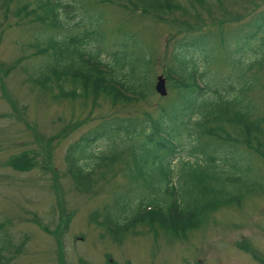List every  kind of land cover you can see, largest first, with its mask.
Segmentation results:
<instances>
[{
  "label": "rangeland",
  "instance_id": "rangeland-1",
  "mask_svg": "<svg viewBox=\"0 0 264 264\" xmlns=\"http://www.w3.org/2000/svg\"><path fill=\"white\" fill-rule=\"evenodd\" d=\"M35 1L4 0L2 4L0 0V240L4 243L0 264H264L255 257L264 260V160L258 155L251 151L243 155L252 181L247 189L237 190L239 203L220 206L197 228L174 237L157 225H140L114 237L99 224L103 213L116 196L136 193L140 184L128 178L122 158L96 169L90 188L76 185L67 173V147L108 116L154 114L157 105L175 98L174 90L160 96L152 88L148 101L126 105L91 92L85 99H56L55 83L41 89L30 81L46 62L45 53L37 52L45 46L41 37L56 31L60 38L88 29L94 33L89 47L101 49L102 58L118 49L119 43L134 40L133 50L150 60L153 85L156 76L163 75L162 67L171 62L169 54L178 38L195 30L191 18L195 12L207 24L203 32L212 38L213 60L207 67L228 79L227 52L233 47L226 34L237 33L264 10V0H203L202 4L177 0L180 8L175 11L149 14L100 0H61L65 7L59 9L60 29L31 21L29 14L17 17V8L22 4L31 8ZM129 35L132 38L127 39ZM190 54L196 67L203 68L201 53ZM255 57L243 53L241 59L253 63ZM250 73L258 81L244 96L261 116L264 64L254 65ZM64 87L73 85L64 83ZM187 140L180 139L182 156L187 155ZM207 140L203 137L200 143ZM260 140L264 146V136ZM105 143L99 138L90 149L98 152ZM21 157L27 160L10 164V159L20 161ZM249 246L253 253L247 251Z\"/></svg>",
  "mask_w": 264,
  "mask_h": 264
},
{
  "label": "trees",
  "instance_id": "trees-1",
  "mask_svg": "<svg viewBox=\"0 0 264 264\" xmlns=\"http://www.w3.org/2000/svg\"><path fill=\"white\" fill-rule=\"evenodd\" d=\"M100 1L145 14L180 8L177 0ZM191 1L203 3V0ZM60 7H65L61 0H36L31 8L22 4L16 15L19 18L29 14L31 21L60 29ZM90 18L92 22L94 17ZM191 18L196 22L195 30L178 38L169 54L171 62L165 69L162 67L168 95L172 89L175 98L157 105L152 115L145 112L140 117L103 118L65 152L67 173L76 185L90 188V177L96 169L122 158L128 178L140 184L136 193L127 191L116 196L103 213L104 219L99 224L114 237L140 225H157L174 237L197 228L220 206L239 203L237 190L247 189V183L252 181L251 167L243 155L251 151L264 160L260 140L264 136V114L256 115L255 108L244 96L258 81L250 73L252 67L264 64V34L259 35L264 33V10L255 13L237 33L226 34L233 47L227 52L228 79L207 67L213 60L212 38L209 32H203L207 24L198 12ZM171 21L173 25L175 19ZM92 33L85 29L80 34L56 38L58 33L53 31L41 37L45 46L37 52L45 53L46 62L30 81L41 89L55 83L58 90L53 97L56 99H85L91 92L106 95L112 103L128 105L148 101L152 90L149 58L133 50L134 40L119 43L118 49L102 58L101 49L89 47ZM218 36L223 41L221 32ZM130 38L131 35L127 37ZM196 50L202 55L204 69L191 61L190 53ZM243 53L255 55V62L244 63ZM64 83L73 87L67 89ZM203 137L210 140L200 143ZM99 138L106 143L95 152L90 147ZM184 138H188L189 147L187 155L182 156L184 145L180 139ZM174 157L175 165L172 164ZM21 158L20 161L12 158L9 162L18 165L27 160ZM3 248L0 240V257ZM248 248L247 251L254 252L251 246Z\"/></svg>",
  "mask_w": 264,
  "mask_h": 264
},
{
  "label": "water",
  "instance_id": "water-1",
  "mask_svg": "<svg viewBox=\"0 0 264 264\" xmlns=\"http://www.w3.org/2000/svg\"><path fill=\"white\" fill-rule=\"evenodd\" d=\"M154 89L159 95H165L166 94L164 78L162 76L158 75L156 77Z\"/></svg>",
  "mask_w": 264,
  "mask_h": 264
}]
</instances>
